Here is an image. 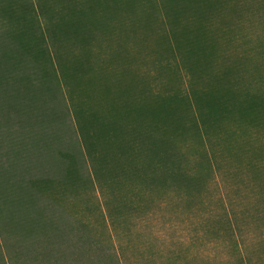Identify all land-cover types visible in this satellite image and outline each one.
Segmentation results:
<instances>
[{
    "label": "trees",
    "instance_id": "1",
    "mask_svg": "<svg viewBox=\"0 0 264 264\" xmlns=\"http://www.w3.org/2000/svg\"><path fill=\"white\" fill-rule=\"evenodd\" d=\"M140 1L0 0L1 236L50 224L39 189L73 176L100 193L102 178L124 187L128 175L188 189L194 168L185 173L178 157L170 158V133H192L213 173L217 153L206 129L234 110L241 119L264 121V97L238 90L235 81L249 54L225 63L220 48L232 23L225 14L241 0ZM129 13L132 26L122 33ZM154 13L167 25L162 50L176 54L190 76L187 93H154L131 68L138 55L119 41L105 53L98 49L111 33L139 42L140 24L148 27ZM140 158L159 176H147Z\"/></svg>",
    "mask_w": 264,
    "mask_h": 264
},
{
    "label": "rangeland",
    "instance_id": "2",
    "mask_svg": "<svg viewBox=\"0 0 264 264\" xmlns=\"http://www.w3.org/2000/svg\"><path fill=\"white\" fill-rule=\"evenodd\" d=\"M241 2L234 15L225 14L232 23L221 53L228 58L225 63L249 54L238 65L237 88L264 97V0ZM161 17L156 13L146 28L140 24L139 42L111 33L98 49L105 53L123 43L138 55L131 68L140 71L154 93L184 94L190 76L176 54L162 50L159 35L167 25L160 24ZM132 19L130 13L123 19L122 33ZM206 132V143L217 153L213 173L192 133L169 135L170 158L177 156L185 173L194 168L188 189L170 182L156 186L132 175L124 187L102 178L101 193L80 175L43 185L40 203L52 222L32 232L0 235V264H264V121L241 119L234 110ZM138 162L147 176H159L157 166L148 168L142 158Z\"/></svg>",
    "mask_w": 264,
    "mask_h": 264
}]
</instances>
